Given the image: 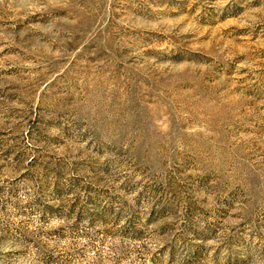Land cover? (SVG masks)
<instances>
[{
  "label": "rangeland",
  "instance_id": "374dc122",
  "mask_svg": "<svg viewBox=\"0 0 264 264\" xmlns=\"http://www.w3.org/2000/svg\"><path fill=\"white\" fill-rule=\"evenodd\" d=\"M0 264H264V0H0Z\"/></svg>",
  "mask_w": 264,
  "mask_h": 264
}]
</instances>
